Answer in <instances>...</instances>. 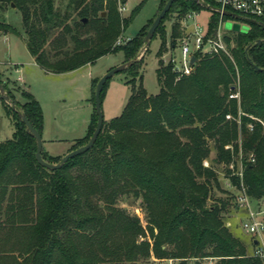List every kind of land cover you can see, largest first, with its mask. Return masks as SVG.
I'll return each mask as SVG.
<instances>
[{
	"label": "trees",
	"instance_id": "obj_1",
	"mask_svg": "<svg viewBox=\"0 0 264 264\" xmlns=\"http://www.w3.org/2000/svg\"><path fill=\"white\" fill-rule=\"evenodd\" d=\"M13 3L29 50L46 70H73L123 50L125 60H133L126 67L128 82L140 83L122 113L103 121L94 145L54 169L36 160V137L19 115L26 114L42 134L39 100L23 91L27 100L12 108L0 97L15 125L12 137L0 140V264H142L152 256L179 264L211 256L217 264H264L224 219L230 199L238 206L235 192L208 203L213 187H220L216 165L239 183L229 164L238 168L240 151L249 195L264 198V124L257 119L264 122V19L251 18L246 31H231L230 56H198L193 71L177 78L160 58L165 16L155 29L163 37L156 69L160 88L150 94L142 82L143 58H135L148 29L142 26L128 44L116 45L128 22L118 0H0V9ZM176 4L183 13L188 6L175 0L170 8ZM172 29L176 33L175 23ZM1 30L16 27L0 16ZM0 80L12 98L1 73ZM97 82L92 78L87 133L70 150L95 130ZM237 84L240 100L229 96ZM42 157L58 162L62 156L43 149ZM128 194L141 198L145 226L117 204Z\"/></svg>",
	"mask_w": 264,
	"mask_h": 264
},
{
	"label": "rangeland",
	"instance_id": "obj_2",
	"mask_svg": "<svg viewBox=\"0 0 264 264\" xmlns=\"http://www.w3.org/2000/svg\"><path fill=\"white\" fill-rule=\"evenodd\" d=\"M121 1L118 0V10L122 18H128V22L123 26L122 34L116 39V45L128 44L129 40L139 32L142 26L148 29L159 12L162 2V0ZM181 1L184 4L187 3L188 6L195 2L194 0ZM180 9L181 7L178 4L174 5L164 18L165 42L160 56L166 52L169 44H176L182 35L181 17L184 13ZM201 12L202 21L206 20L209 12L204 8ZM76 15L74 10L73 16ZM0 16L16 27V31H0V73L1 77L8 82L12 91L11 95H13L12 98H8L7 102L12 108H19V103L27 100L23 91L31 92L39 100L42 108L44 137L50 136L56 139L50 142L46 141V148L50 147L51 152H57L63 150L64 147H68L70 151L78 138L87 133V126L93 113V105L91 106L92 78H99L111 67L127 61L125 60L124 51L109 52L97 58L91 64H86L73 70L60 73L49 71L35 63L31 50H29L27 34H25L23 29L21 13L16 5L7 6L3 10L0 9ZM173 23L176 24V33L172 29ZM225 26L229 28L231 23L227 22ZM241 27L243 30L249 28L248 23L244 21L241 22ZM231 34L229 32L227 38H230ZM162 38L160 31L155 32L149 43L144 42L135 56L138 60L143 58L141 66L142 82L150 94L157 93L160 88L156 69L159 64L158 52L161 48ZM229 44L231 46L234 45L231 40ZM9 59L11 62H18L20 69L17 70L14 65L10 66ZM130 78L131 73L126 68L108 78V82L102 92V112H104L105 121H109L114 116L122 113V109L130 97L133 85H139V80H136L135 84L128 82ZM5 91L7 92L6 89ZM14 129L15 125L12 115L8 113L3 100L0 99V140L12 137ZM212 153H214V150H212ZM207 159L210 165L212 160L210 157ZM215 167L219 174L220 187H213L208 203L216 201L218 197H225L227 195L226 191L230 192L228 194L237 192L235 183L225 170L217 165ZM254 202L256 203V210H264V198L254 199ZM233 203L234 200L230 199L224 219L234 235L246 244L248 252L252 254L253 240L257 235L244 228L243 223L246 220V211ZM117 204L138 216L144 226L147 224L146 210L142 206L141 198H137L132 194L122 195L119 197ZM261 217L264 219V211ZM170 259L172 258L159 259L152 256L141 263L169 264ZM179 261V259L172 260L173 264H179ZM217 261V257L211 256L188 259L187 264H217Z\"/></svg>",
	"mask_w": 264,
	"mask_h": 264
},
{
	"label": "built area",
	"instance_id": "obj_3",
	"mask_svg": "<svg viewBox=\"0 0 264 264\" xmlns=\"http://www.w3.org/2000/svg\"><path fill=\"white\" fill-rule=\"evenodd\" d=\"M195 3L197 6H187L181 17V29L183 31L177 43L169 44L166 52L160 56L162 61L170 65L175 71L177 78L189 75L193 71L198 56L220 53L230 56L231 45L227 41V35L233 29L225 26L227 22L231 24L238 22L239 27H241L242 21L247 23L251 18L264 19V0H196ZM203 8L209 12V16L202 21L201 11H203ZM213 16L216 17V23L211 26ZM192 55L196 56L194 62L191 61ZM16 69L19 70L20 68L16 67ZM230 91V98L240 100L238 84ZM227 117L230 118L231 115L227 114ZM257 119L264 124L260 118ZM237 121L240 122L239 117ZM250 128H253V124H250ZM226 147L232 148V145L226 144ZM239 155L238 168L235 169L234 162L229 164L232 172L239 176V183L235 184L237 188L235 202L246 211L244 228L257 235L254 238V241L257 242L253 244L252 254L260 256L264 262V219L261 217L264 210H256V203L247 191V187L243 182V155L241 151ZM248 160L254 162L255 155L251 153ZM204 165H209L208 159L204 160ZM172 260L170 259L169 264H173Z\"/></svg>",
	"mask_w": 264,
	"mask_h": 264
},
{
	"label": "water",
	"instance_id": "obj_4",
	"mask_svg": "<svg viewBox=\"0 0 264 264\" xmlns=\"http://www.w3.org/2000/svg\"><path fill=\"white\" fill-rule=\"evenodd\" d=\"M175 0H168L165 5L161 8V10L157 13L155 19L153 20L152 24L150 25V27L148 28V32L144 38V42L149 43L150 39L153 37V35L155 34V29L156 27L159 25V23L161 22V20L166 16L167 12L170 9V6L172 5V3ZM196 1V0H194ZM14 4V3H13ZM105 12H102V14H104ZM229 28H232L233 30H242V31H246L247 29L243 30L241 27H239V23L235 22L233 24H231V26ZM261 39H258L257 42H260ZM196 59L195 55L191 56V61L194 62ZM133 60H129V61H124V63H121L119 65H116L114 67H111L110 69H108V71L106 73H104L103 75H101L98 78V82L96 84V88H95V92H94V96H95V108H96V112H98V118H97V122H96V126H95V130L93 132V134L91 135V137L89 138V140L84 143L81 144L80 146H78L75 149H72L68 152H66L65 154H63V156L61 157L60 161L58 162H50V161H46L43 157H42V134L39 130H37L33 124L31 123V121L27 118L26 114L20 112V116L21 119L23 120V122L25 123L26 127L28 128V130H31L32 133L35 135L36 137V152H35V157L36 160L42 164L43 166H45L46 168H59L63 165V163L70 157H73L75 155H78L81 152L86 151L87 149L91 148L94 145V141L97 138L98 134L100 133V131L102 130V124L104 121V112H102V97L101 92L102 89L105 85V83L108 81V78L110 76H112L114 73L119 72L124 70V68H126L127 66H129L131 64ZM0 97L3 99L8 100L9 95L8 93L5 91V87L4 84L2 83V81L0 80ZM257 242V241H255Z\"/></svg>",
	"mask_w": 264,
	"mask_h": 264
},
{
	"label": "crops",
	"instance_id": "obj_5",
	"mask_svg": "<svg viewBox=\"0 0 264 264\" xmlns=\"http://www.w3.org/2000/svg\"><path fill=\"white\" fill-rule=\"evenodd\" d=\"M8 62H9L10 66L14 65L15 67H18V62H11L10 59L8 60ZM35 63H36V61H35ZM91 106H92V104H91ZM43 132H44V130L42 131V146H43L42 150L45 149V151L48 152L49 154L60 155V156H63V154H65L66 152L69 151L68 147H64L63 150H60V151H57V152H51L50 147L46 148L45 143H46V141L50 142V141H53V140H56V139L53 138V137H50V136H46V138H45L44 135H43ZM8 138H10V137H8Z\"/></svg>",
	"mask_w": 264,
	"mask_h": 264
}]
</instances>
